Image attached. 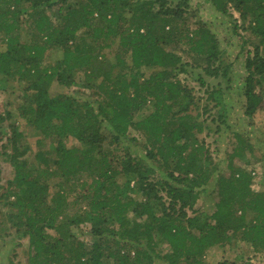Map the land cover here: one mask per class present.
I'll return each mask as SVG.
<instances>
[{"label":"trees","instance_id":"16d2710c","mask_svg":"<svg viewBox=\"0 0 264 264\" xmlns=\"http://www.w3.org/2000/svg\"><path fill=\"white\" fill-rule=\"evenodd\" d=\"M227 5L260 40L245 60L241 92L242 115L254 125L264 120V96L256 91L264 81V0H224L219 11L227 14ZM187 7L184 1L173 7L169 0H0V90L24 83L17 117L36 137L51 141L48 150L35 155L39 165L30 167L12 112L0 114V123L10 122L0 153L13 171L4 193L13 199L7 220L28 239V264H203L207 251L233 239L264 249V194L250 191L240 169L215 181L218 200L211 215L185 212L193 209L194 189L209 182L202 170L211 162L206 159L202 166V148L192 150L202 128L190 123L188 92L171 80L173 73H187L189 65L168 47L188 46L206 77L228 73L209 30L179 29ZM23 24L28 34L21 42ZM114 45L111 61L104 52ZM47 55L54 58L52 65H44ZM74 70L92 80L84 85L94 102L50 96L53 83L74 85ZM144 70L150 72L145 77ZM198 80L205 84L201 76ZM217 95L209 97L219 105ZM142 109L148 113L140 114ZM130 129L145 142L142 161L132 158V151L116 157L105 148L107 141L118 147L122 139L135 141ZM69 140L81 147H67ZM148 161L171 166L165 182L150 179L154 171ZM56 179L48 200V182ZM69 185L84 204L72 215L66 214ZM158 190L165 192L167 206ZM86 224L94 241L90 252L72 234ZM160 243L169 252L155 253ZM135 247L132 258L126 252Z\"/></svg>","mask_w":264,"mask_h":264},{"label":"rangeland","instance_id":"374dc122","mask_svg":"<svg viewBox=\"0 0 264 264\" xmlns=\"http://www.w3.org/2000/svg\"><path fill=\"white\" fill-rule=\"evenodd\" d=\"M183 1L188 7L185 9L183 19L178 24L179 29L194 30L196 27L202 26L209 30L218 44L221 62L223 66H226L228 72L226 78L206 77L202 70L194 65L199 59L196 58L195 61V57L188 51V46L180 44L168 47V50L176 53L189 65L186 69L187 73H173L171 80L172 82L178 81L181 88L188 92L191 100L190 110L187 113L191 119L190 123L197 124L202 128V131L193 138L192 150L202 148V154L199 155L202 166H205L203 162H206V159L211 162L202 170L206 176H209V182H201L202 185L194 189L196 199L193 209L185 210L188 217H193L201 213L207 215L213 213L218 200L215 181L220 176H229L230 169H240L245 172L250 181V191L254 194H264V120L254 125H248L241 109L243 103L242 80L246 76L245 60L253 56L255 46L260 43L259 38L248 30L247 24L242 22L232 5H227V14L219 11L224 0H169L173 7ZM68 2L74 4L78 0H68ZM242 25L244 29L241 28ZM22 31L24 33L20 34V40L24 42L26 41L25 36L28 34V27L25 24L22 25ZM80 34L82 35V32ZM261 47V55L264 56V45ZM2 48L0 43V49ZM115 49L116 45L104 52L111 61H114ZM54 61V58L47 55V59L43 63L45 66H49ZM149 73L148 70H144L143 77ZM199 76L203 78L204 85L198 80ZM73 80L74 85L68 87L53 83L50 96L62 94L79 101L94 102L92 97L94 95L84 85L86 83L91 85L92 80L87 79L80 70L73 71ZM25 86L24 83L17 82L9 84V86L4 85L5 91L0 90V114L3 115L7 111L12 112L14 118L12 122L15 120L18 131L22 132L24 136L22 144L28 147L23 159L28 161L30 167H37L39 163L35 159V155L39 151L48 150L51 141L36 137L34 129L27 125L26 121L17 117L16 109L23 104ZM256 91L264 96V81L257 86ZM213 93L218 94L219 105L210 99L209 96ZM183 101L186 102V100ZM149 106L147 104V107ZM142 113L147 114L148 112L146 109H142L140 114ZM138 118L140 117L138 116ZM9 124V121L0 123V153L4 151L1 146L6 144V138L10 135ZM217 129L219 131L215 132ZM112 135H114L113 132ZM131 138L135 141L122 139L119 147L115 144L109 145L107 141L105 148L111 151V156L121 157L132 151V158L141 161L146 159L143 149L145 142L133 129L129 130V139ZM67 147L79 148L81 146L76 141L69 140ZM5 151L10 153L8 148ZM49 157L52 159L51 155ZM148 164H150L149 168L154 171L150 179L165 182V174L171 166H158L153 161H148ZM50 169H54L53 166L50 165ZM12 178L11 164L0 154V264H28V239L23 237L21 232H17L12 223L7 220L10 212L7 204L13 199L6 198L4 193L9 189L8 185ZM56 182L57 179L48 182L51 187L48 200L53 195L52 188L55 189ZM132 187H134V182L130 183V188ZM66 189L65 197L67 196L68 203L66 214L72 215L80 209L84 210V204L76 198L78 190L70 185ZM157 196L162 198L161 203L165 206L168 205L169 200L164 191L158 190ZM134 197L138 199L139 195H134ZM246 217L248 221L252 219V215L249 213ZM140 221L143 222V220H138V222ZM72 234L76 242L83 245L87 252L92 250L94 241L89 224L73 228ZM137 250L135 247L126 253L132 257ZM167 252L169 249L166 244L157 245L155 253L164 254ZM71 254L74 256L73 253ZM200 261L203 264H264V249H254L245 240L236 241L233 239L231 243L222 247L210 249L200 258ZM102 264H113V262L104 260Z\"/></svg>","mask_w":264,"mask_h":264},{"label":"built area","instance_id":"2783aa9c","mask_svg":"<svg viewBox=\"0 0 264 264\" xmlns=\"http://www.w3.org/2000/svg\"><path fill=\"white\" fill-rule=\"evenodd\" d=\"M253 175V174H252Z\"/></svg>","mask_w":264,"mask_h":264}]
</instances>
